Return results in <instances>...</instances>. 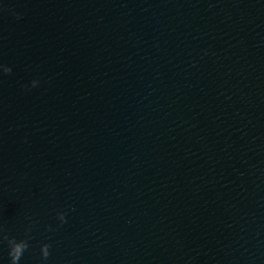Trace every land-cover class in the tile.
I'll use <instances>...</instances> for the list:
<instances>
[{
  "label": "water",
  "instance_id": "water-1",
  "mask_svg": "<svg viewBox=\"0 0 264 264\" xmlns=\"http://www.w3.org/2000/svg\"><path fill=\"white\" fill-rule=\"evenodd\" d=\"M0 64V264H264V0H0Z\"/></svg>",
  "mask_w": 264,
  "mask_h": 264
},
{
  "label": "clouds",
  "instance_id": "clouds-1",
  "mask_svg": "<svg viewBox=\"0 0 264 264\" xmlns=\"http://www.w3.org/2000/svg\"><path fill=\"white\" fill-rule=\"evenodd\" d=\"M0 71L3 73H11L12 68L5 64H0ZM40 84L39 79H33L31 81V87L35 88ZM57 219L61 222V224L65 223L67 220V213L65 211H57L56 213ZM35 227V222L29 224V226L25 229V236L23 238H17L16 236H8L4 235V239L7 240L8 246V255L10 264H20V261L24 255V253L30 248V240L31 236L29 235L33 228ZM50 231H55L52 225L48 226ZM4 232L2 226H0V234ZM52 245L50 242L41 244V259L43 262H46L50 256V249Z\"/></svg>",
  "mask_w": 264,
  "mask_h": 264
}]
</instances>
